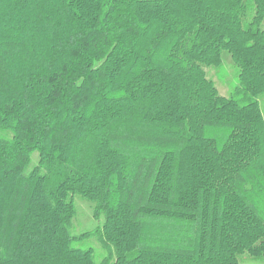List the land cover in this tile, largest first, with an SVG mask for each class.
Masks as SVG:
<instances>
[{"label": "trees", "instance_id": "obj_1", "mask_svg": "<svg viewBox=\"0 0 264 264\" xmlns=\"http://www.w3.org/2000/svg\"><path fill=\"white\" fill-rule=\"evenodd\" d=\"M263 96L264 0H0V264L263 259Z\"/></svg>", "mask_w": 264, "mask_h": 264}, {"label": "rangeland", "instance_id": "obj_2", "mask_svg": "<svg viewBox=\"0 0 264 264\" xmlns=\"http://www.w3.org/2000/svg\"><path fill=\"white\" fill-rule=\"evenodd\" d=\"M222 61L223 65L220 70L208 68L206 69V75L210 80L213 81L218 93L221 96L227 97L237 84L236 78L234 76L236 69L225 53L222 56ZM259 105L264 119V96L259 99ZM75 201L77 208V219L75 221L73 233L79 234L83 231L93 230L98 225V222L91 218V209L89 205L79 199H76ZM76 246L80 248L91 247L93 251H95L96 260L102 257L103 253L95 240L90 239L84 243L77 244ZM239 261L241 264H264V258L255 260L244 256L240 258Z\"/></svg>", "mask_w": 264, "mask_h": 264}]
</instances>
